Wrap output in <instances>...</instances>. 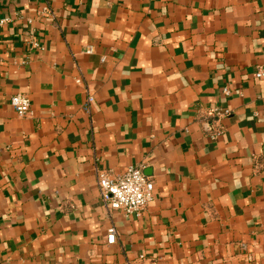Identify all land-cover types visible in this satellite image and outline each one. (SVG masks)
Listing matches in <instances>:
<instances>
[{"label":"crops","instance_id":"1","mask_svg":"<svg viewBox=\"0 0 264 264\" xmlns=\"http://www.w3.org/2000/svg\"><path fill=\"white\" fill-rule=\"evenodd\" d=\"M6 18L0 264H264V0H0ZM129 167L155 184L140 217L101 203L97 171Z\"/></svg>","mask_w":264,"mask_h":264},{"label":"built area","instance_id":"2","mask_svg":"<svg viewBox=\"0 0 264 264\" xmlns=\"http://www.w3.org/2000/svg\"><path fill=\"white\" fill-rule=\"evenodd\" d=\"M39 18L46 16H54L50 7H45L38 13ZM10 22V19H3L0 25L3 26ZM30 48L39 50L42 48L40 43L35 39L30 41ZM86 53L92 55L94 53L93 47H88ZM105 59H102L104 62ZM263 73H258L257 77L260 78ZM225 95H230V90H224ZM95 98L88 95L83 109L90 113L92 104ZM11 106L20 118H26L32 115L31 100L22 94L14 95L11 98ZM230 111L226 110L224 115H229ZM215 117H221L222 113L214 111ZM218 132V131H217ZM97 181L100 190V197L102 205L108 211H116L123 214L125 217L130 218L133 216L140 217L147 209L154 199L155 184L147 178L140 167H129L124 174L115 177L107 170L97 171ZM109 245H114L117 242V230L111 227L108 231Z\"/></svg>","mask_w":264,"mask_h":264}]
</instances>
